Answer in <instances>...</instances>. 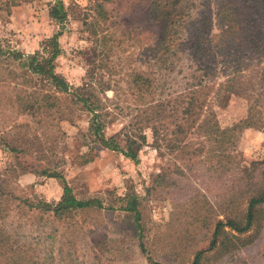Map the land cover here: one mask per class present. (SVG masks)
<instances>
[{
	"label": "rangeland",
	"instance_id": "374dc122",
	"mask_svg": "<svg viewBox=\"0 0 264 264\" xmlns=\"http://www.w3.org/2000/svg\"><path fill=\"white\" fill-rule=\"evenodd\" d=\"M62 1L67 16L59 26L48 14L54 0H0L3 44L32 53L61 29L56 72L72 86L110 87L105 135L123 147L129 123L152 111L160 117L158 138L143 127L133 161L84 135L88 115L68 98L63 118L39 122L16 97L42 83L34 77L20 85L7 75L20 70L1 61L3 188L31 202H56L60 181L44 175L54 170L78 198L102 202L60 217L11 203L5 229L30 247L21 254L34 264H192L201 251L198 264H264V202L248 232H232L241 239L234 247L224 232L213 236L217 222L243 220L264 187V0H179L178 39L169 51L156 45L163 27L149 12L151 0ZM135 72L155 81L149 106L129 89ZM249 113L254 125L241 126ZM156 176L164 185H155ZM127 194L138 200L141 227L123 210Z\"/></svg>",
	"mask_w": 264,
	"mask_h": 264
},
{
	"label": "trees",
	"instance_id": "16d2710c",
	"mask_svg": "<svg viewBox=\"0 0 264 264\" xmlns=\"http://www.w3.org/2000/svg\"><path fill=\"white\" fill-rule=\"evenodd\" d=\"M179 0H151L149 12L154 15L156 20L161 23L163 27L162 36L157 41L156 45H166V49L169 51L171 42L177 38V31L172 30L179 21L177 12L175 11V4ZM181 3H185L186 0H180ZM98 8L102 4H96ZM48 14L59 26H62L66 16V8L62 0H54L50 4ZM62 34V30L59 29L51 36L44 38L40 43V49L33 51L32 53H24L20 50L11 48L9 45H4L0 39V62L15 64V67L20 70V75L14 71H10L7 75H13L16 78L22 79L24 83L20 85H26L31 82L30 79L34 77L36 80L42 83L43 86L31 85L28 88H22L23 90L17 95V106L22 110H29L33 114L39 115V122L44 119L53 117V119L63 118L61 104L62 101L68 98L69 103L76 104L80 109H84L88 115L87 131L84 135L90 137L93 143L99 144L102 147L112 150H119L125 156L129 157L133 161L137 160L138 150L140 144L145 141V136L142 133V128L149 126L155 136V140L158 138V132L156 125L160 123L159 115L154 116L152 111H149L146 118L138 121L137 126L129 123V133L125 134L124 146H120L114 136L107 137L104 132L106 116L110 115L109 103L113 100L108 96H105L106 90L110 89L107 84H100L95 86L92 81L83 82L81 85L72 86L67 80L56 72L55 59L60 55L62 49L59 44V36ZM129 89L132 90L134 99L141 102L143 105H150L155 102L154 100V79L150 75H144L141 72H135L130 75ZM18 83V82H17ZM98 88L97 92L95 91ZM98 93L103 96L100 97ZM16 100V101H17ZM150 106L151 109L155 108ZM58 115V116H57ZM67 119H72L70 116H65ZM241 126H252L253 117L249 113L247 117L241 121ZM240 123V122H239ZM13 149V148H11ZM47 176L57 178L62 186V193L56 202L48 203L45 201L31 202L28 198H20L14 194L13 189L8 190L3 188L1 183L8 177V175H2L0 173V264H34L28 262L29 258H26L21 252L29 250V246L12 241L11 236L7 235L5 229V217L8 215L7 207L12 205L15 201L17 207L22 206L21 211L25 209L28 211L32 209H38L44 212H51L53 216H62L64 213L86 209V208H101L102 202L97 197L91 198H78L66 182L63 175L57 171L44 172ZM264 180V170H263ZM155 185L162 186L164 181L160 176H156ZM122 200L123 210L132 213L134 222L138 227L140 224V212L138 210V200L135 196L127 194ZM264 202V187L260 195L250 198L247 210L243 220L228 218L226 222H217L214 230V238L220 232H224L226 235L225 241L231 243L234 247L236 242L241 239L240 236L232 234H243L248 232L256 221V209L260 203ZM224 227L229 228V232L224 230ZM264 226L261 227L263 231ZM259 232V233H260ZM262 233V232H261ZM141 237V234H140ZM214 242L211 243V245ZM143 247V246H142ZM202 252L198 251L195 254L192 264H198L201 258Z\"/></svg>",
	"mask_w": 264,
	"mask_h": 264
}]
</instances>
